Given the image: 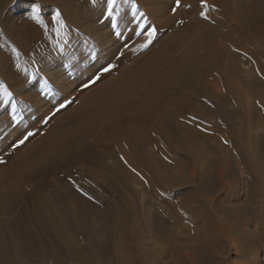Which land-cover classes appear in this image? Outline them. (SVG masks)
<instances>
[{
  "label": "bare ground",
  "instance_id": "bare-ground-1",
  "mask_svg": "<svg viewBox=\"0 0 264 264\" xmlns=\"http://www.w3.org/2000/svg\"><path fill=\"white\" fill-rule=\"evenodd\" d=\"M206 2L208 8H202V0H180L177 8L173 0L166 3L170 11L167 16L163 10L155 11L163 3L161 0H137L143 10L138 19L135 8L138 6L132 7L123 1L119 15L109 18L101 17L105 0H53L47 9L40 7L38 13L31 12L30 6L26 15L8 19L2 15L8 11L11 0L0 1V87L8 92L15 93L32 85L34 74L41 71L49 81L43 84V90L60 87L57 70L53 73L44 65L64 53L63 35L68 37L74 35V31L86 30L84 40L92 41L86 46L90 56L105 48L108 49L103 53L106 57L117 51V58L112 59L110 65H107L109 59L102 55L105 62L101 69L114 66L112 70L103 74L99 70L89 80L92 83L97 75L100 78L112 75L85 93L81 90L79 102L58 117L44 136L0 175V185L3 184L0 189V264H62L63 260L77 264H145L153 245L158 241L175 240L170 232L176 224L173 218L176 213L197 214V208L187 206L194 201L190 191L183 192L181 201L169 212L160 211L155 217L147 211L146 216L139 219L140 215L137 217L134 213L136 207L123 203L116 187L113 189L118 193V201L109 205L108 200H96L89 194L87 185L92 180L105 181L112 187L116 183L126 184L121 167L120 171L115 169L112 178L103 175L108 169L105 160L109 155L115 157L118 166L120 162L124 168L139 169L143 160H136L134 156L138 153L152 157L155 151L174 153L172 143L176 141L184 146L192 139L204 142L211 136L201 127L205 118L217 120L219 130L213 132L212 138L222 143L231 142L230 107L237 103L236 88L264 86V0ZM91 5L94 12L88 13ZM201 11L207 13V20L201 16ZM58 12H62L59 17ZM49 13L51 18L46 16ZM109 19L116 25V34L111 37L108 30L101 32ZM130 21L146 27L141 24V30L124 36L117 34ZM61 23L65 27L62 28ZM148 24L156 30L152 37ZM165 31L168 34L163 36ZM75 37L71 40L75 41ZM130 37L134 40L123 48L105 47L114 41L125 42ZM144 50L148 51L140 54ZM86 62L84 59L82 64ZM241 62L250 64L253 69L250 73L253 77L257 75L256 78L250 80L247 73L248 78L243 76L245 70L241 69ZM254 90L249 91L256 92ZM24 98L33 102L32 95ZM61 99L60 102L65 97ZM254 100L253 95L249 101ZM5 106L6 103L0 102L1 108ZM150 143L154 144V151L147 148ZM124 152L132 155L130 163L123 161ZM78 163L89 166L77 168ZM144 164L148 168L152 166V163ZM94 167L98 168L96 172ZM73 177L85 184H74ZM78 231H83L88 238L81 248L75 237ZM208 250L204 246L203 253ZM192 258L195 260V255ZM185 259L194 263L189 256Z\"/></svg>",
  "mask_w": 264,
  "mask_h": 264
},
{
  "label": "rangeland",
  "instance_id": "rangeland-1",
  "mask_svg": "<svg viewBox=\"0 0 264 264\" xmlns=\"http://www.w3.org/2000/svg\"><path fill=\"white\" fill-rule=\"evenodd\" d=\"M161 1L163 3H160L155 11L163 10L168 16L170 11L166 3H171L173 0ZM133 2L138 6L135 8L138 16L136 18L139 19L142 17L143 10L139 7L137 0H133ZM229 2L232 3L233 1ZM52 3L53 0H11L8 11L2 17L8 19L21 17L28 13V9L33 4L39 5L42 9H47ZM91 10L93 11L92 5L87 12L90 13L92 12ZM46 16L51 18L52 14L49 13ZM137 23V21H132L124 24V29H121V32L119 31L120 33L117 32V34H123L124 36L126 33L137 29L141 30L140 25L142 24L141 26L143 27L144 24ZM112 24L109 23L107 26L101 27V32L108 30L110 32L108 37L114 36V27L116 25ZM147 27H149L148 30L153 28L149 24ZM84 31L86 30L80 31L82 34L74 31L76 33L68 37L63 35L64 53H61L54 60L47 61L48 63L44 65L46 70H52L53 73L57 70V82L61 88L53 86L48 91L43 90V84L49 81L47 77H44L46 76L45 73L41 71L42 73L39 72L40 74H34V80L32 81L34 83L32 85L25 86L26 88L20 89L15 92L16 94L10 91L12 93L10 102L6 103L5 107H0V161H3V163H0V175L10 167L12 162L23 155L29 147L34 146L55 120L68 113L79 102L83 92L85 93L101 85L112 75L110 73L95 83H91L89 80L90 77H94L93 73L99 72V70L102 71L101 67L105 62L103 59L106 57L103 53H107L108 49H103L101 53L96 51V55L90 56L86 46L88 43L90 45L92 41L84 40ZM166 34H168V31H165L163 36ZM73 36H76L75 41L71 40ZM109 40L112 41L110 38ZM133 40L134 38L130 37L125 42L118 40V42L114 41L105 47L117 50L129 45ZM215 43H218V41ZM217 45L219 46V43ZM146 51L148 50H144L140 54H145ZM106 55L105 59H109L107 65H110L112 63L111 60L113 59L114 61L117 58V51L112 53V55L109 54L111 56ZM74 58L77 59L74 60ZM84 59H87V62L82 64ZM77 65H80V68ZM249 66L250 64L245 62L240 63L241 69L245 70L243 76L247 77L249 75L248 77L251 76L249 78L251 80V78H256L257 75L254 71L256 76L253 77L252 73H250L253 69ZM246 73L248 74L247 76ZM85 85L89 86L86 87ZM38 87L39 90L37 89ZM253 87L250 86L251 89L249 87L248 89L236 88V94L233 89V94L237 97V103L231 105V107L225 104V107H230V111L232 110L233 137L230 143L227 140L223 141V143L222 141L218 142L219 140L213 137L217 142L214 141L212 134L219 130L217 120L205 118L206 122L201 123V127H203L204 133H210L211 136H208L204 142L200 139H192L190 140L192 142L188 141L187 145L184 146L185 144H179L176 141L173 142L174 144L172 143L173 148L176 149L174 153L167 154L155 151L152 153V157L148 153H145L147 157L138 153L134 156L136 160L138 162L143 160V165L139 169L124 168V165L120 162V166H118V161L114 160L115 157L109 155L105 160L108 169L104 171L103 175L105 177L108 176L107 178H112L115 174V169L118 168L120 171L123 168L121 171L127 178V181L125 180L126 184L123 186L120 183H116L112 187L105 181L92 180L87 185L89 194L96 200H108L109 205H115L118 201V193L113 189L116 187L115 189L120 191L122 195L123 203H130L134 208L136 207L134 213L137 217L140 215L139 219H143L147 211L152 212L155 217L160 211L166 210V212H169V210L178 205L179 200L181 201L183 192L190 191L193 193L192 198H194V201L187 206L191 209L197 208V214L190 215L188 211L176 213L173 216L176 224L170 232L175 240L158 241L157 244L153 245L156 248H150L149 257L145 264H176L178 261H181L182 264H190L184 258L189 256L193 260L194 258L192 257L194 255L195 260H193L194 263L192 264H264V112L262 108L264 107V86L257 84ZM261 87H263L262 90H258ZM254 89L256 92L249 91ZM81 90L83 92L80 93ZM229 92L231 93V91ZM249 94L254 95L256 101L250 102L249 100L252 96ZM29 95H32L33 102H27L24 98ZM63 96L65 99L60 102L61 98H64ZM261 97L262 99H260ZM22 98L24 99L22 100ZM13 104H15V107H13ZM58 108L60 109L59 111H57ZM28 133H32V135L28 137L23 145L16 147L19 144V140L23 136H27ZM90 140L92 139L90 138ZM216 144L219 145L216 146ZM188 146L189 148H187ZM153 147V143L147 144L149 150L154 151ZM180 148L183 150L180 151ZM125 153L122 154L123 161L130 163L132 155ZM136 156L139 157L137 158ZM155 161L156 163H154ZM144 163H148V166L152 163V166L148 168ZM80 165L82 166L83 164L78 163L75 166L79 168L81 167ZM159 165L160 167H158ZM87 166L89 165H83L82 168L86 169L88 168ZM154 166L157 171L155 168L153 169ZM93 170L96 172L98 168L94 167ZM156 174H159V178ZM73 178L75 179V181L73 179L74 184H85L79 181L77 177ZM2 185H0V189ZM161 207L164 209H161ZM95 218L96 216L93 217V219ZM160 219L162 220V218ZM85 235L83 231L75 233L77 246L80 248L88 241ZM204 246L209 249L207 253H203ZM159 249L163 252V255ZM164 249L168 250L165 251ZM64 263L77 264L74 261L71 263L63 260L62 264Z\"/></svg>",
  "mask_w": 264,
  "mask_h": 264
},
{
  "label": "snow or ice",
  "instance_id": "snow-or-ice-1",
  "mask_svg": "<svg viewBox=\"0 0 264 264\" xmlns=\"http://www.w3.org/2000/svg\"><path fill=\"white\" fill-rule=\"evenodd\" d=\"M121 2H122V0H105L104 7L101 11V17H103L104 15H107L109 18H111L114 14L119 15V13L121 12ZM123 3H127V4H130L132 7H135L133 0H123ZM179 6H180V0H176V7L178 8ZM208 7H209V5L207 4L206 0H202V8H208ZM39 11H40L39 5L33 4L31 6V12L38 13ZM173 11H175V9H173ZM200 14L204 19H206V20L208 19V15L206 12L201 11ZM60 15H62V12L57 13V17H59ZM109 23H111L110 19H109ZM61 27L63 28V27H65V25L63 23H61ZM155 32H156V30L152 29L149 32V36L150 37L154 36ZM17 67H18V65H17ZM112 67H114V66L104 67L101 74L110 72L112 70ZM99 79H100L99 75L95 76V78L92 80V83H95ZM85 86L87 87L89 85H85ZM10 99H11V93L8 92L7 89L0 87V102L9 103ZM13 107H15V104H13ZM59 110L60 109L58 108L57 111H59ZM31 135H32V133H28L27 136H23V138H21L19 140V144H17L16 147L23 145L25 143V141L28 139V137ZM0 163H3V161H0Z\"/></svg>",
  "mask_w": 264,
  "mask_h": 264
}]
</instances>
